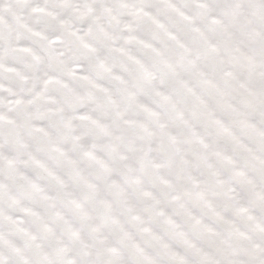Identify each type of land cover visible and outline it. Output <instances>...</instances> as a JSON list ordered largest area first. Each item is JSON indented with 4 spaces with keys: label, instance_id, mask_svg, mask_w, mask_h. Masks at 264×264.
I'll return each instance as SVG.
<instances>
[{
    "label": "clouds",
    "instance_id": "obj_1",
    "mask_svg": "<svg viewBox=\"0 0 264 264\" xmlns=\"http://www.w3.org/2000/svg\"><path fill=\"white\" fill-rule=\"evenodd\" d=\"M0 264H264V0H0Z\"/></svg>",
    "mask_w": 264,
    "mask_h": 264
}]
</instances>
